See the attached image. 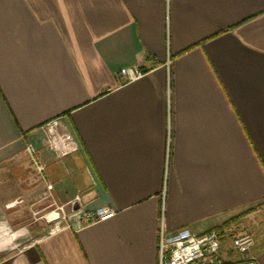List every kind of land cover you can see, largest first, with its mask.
<instances>
[{"label": "crops", "instance_id": "1", "mask_svg": "<svg viewBox=\"0 0 264 264\" xmlns=\"http://www.w3.org/2000/svg\"><path fill=\"white\" fill-rule=\"evenodd\" d=\"M55 117L79 145L64 159ZM49 182L116 214L49 232ZM249 208L264 240V0H0V264H158L161 227Z\"/></svg>", "mask_w": 264, "mask_h": 264}, {"label": "built area", "instance_id": "2", "mask_svg": "<svg viewBox=\"0 0 264 264\" xmlns=\"http://www.w3.org/2000/svg\"><path fill=\"white\" fill-rule=\"evenodd\" d=\"M142 75L143 71L138 66H124L119 71V76L126 80H135ZM42 129L46 134L45 149L55 152L58 157H64L79 149L75 137L61 123L60 118L50 119L42 125ZM26 150L38 172L44 174L45 166L36 146L29 143ZM167 154L169 156V144ZM52 188L53 185L49 182L47 197L52 195ZM75 200H79V197ZM55 212V218H47L49 222H55L49 232L60 226L96 223L116 214L114 208L99 206L91 210L78 209L71 215L65 204L57 205ZM255 242L253 233L239 223L223 229L214 227L205 231L184 227L171 233L165 232L161 227L158 236V264H257L256 256L248 255Z\"/></svg>", "mask_w": 264, "mask_h": 264}, {"label": "rangeland", "instance_id": "3", "mask_svg": "<svg viewBox=\"0 0 264 264\" xmlns=\"http://www.w3.org/2000/svg\"><path fill=\"white\" fill-rule=\"evenodd\" d=\"M65 157H61L60 159H64ZM72 167V166H71ZM73 168V167H72ZM74 169V168H73ZM72 180L74 182V184L78 183L81 184V185H85V176L84 174H82L79 169L76 167L73 171V177H72ZM75 184V185H76ZM48 206L47 208L45 209V211H43V217L40 219L41 222L44 224V227L46 230H49L51 227L54 226L55 222L54 221H51L49 222L47 220V218H55L57 216V213L55 212V209L57 207L58 204H56V199H55V196L54 195H49V198H48ZM75 200V199H74ZM73 200V201H74ZM79 202L80 204V201L79 200H76ZM72 202V201H71ZM70 202L68 203H65V206H66V210H68V207H67V204H69ZM61 205V204H59ZM258 207H262V205L258 206ZM263 208V207H262ZM32 213V212H31ZM48 216V217H47ZM34 214L33 216H31V219H33V221L35 220L34 219ZM40 222V221H38ZM239 224H241L240 226L247 229L248 231L252 232L254 237H255V241H256V245H255V248H258L259 245L264 241L263 239H261L259 233H258V229H255L253 224H251V221H249L248 219H244V216H242L239 220ZM263 231V230H262ZM33 235H36V234H33Z\"/></svg>", "mask_w": 264, "mask_h": 264}, {"label": "trees", "instance_id": "4", "mask_svg": "<svg viewBox=\"0 0 264 264\" xmlns=\"http://www.w3.org/2000/svg\"><path fill=\"white\" fill-rule=\"evenodd\" d=\"M254 208H249L231 218H229L228 220L224 221L222 224H220L219 226H216L217 228L223 229V228H227L233 224H238L239 220L242 216H244L245 214L249 213L250 211H252Z\"/></svg>", "mask_w": 264, "mask_h": 264}, {"label": "water", "instance_id": "5", "mask_svg": "<svg viewBox=\"0 0 264 264\" xmlns=\"http://www.w3.org/2000/svg\"><path fill=\"white\" fill-rule=\"evenodd\" d=\"M67 207H68L69 212H73L80 207V204L78 201L74 200V201L70 202L69 204H67Z\"/></svg>", "mask_w": 264, "mask_h": 264}]
</instances>
